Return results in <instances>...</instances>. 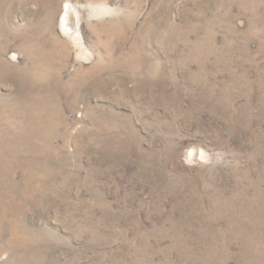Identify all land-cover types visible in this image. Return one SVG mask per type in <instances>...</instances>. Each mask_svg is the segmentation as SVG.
<instances>
[{
  "label": "rangeland",
  "instance_id": "obj_1",
  "mask_svg": "<svg viewBox=\"0 0 264 264\" xmlns=\"http://www.w3.org/2000/svg\"><path fill=\"white\" fill-rule=\"evenodd\" d=\"M0 264H264V0H0Z\"/></svg>",
  "mask_w": 264,
  "mask_h": 264
},
{
  "label": "bare ground",
  "instance_id": "obj_2",
  "mask_svg": "<svg viewBox=\"0 0 264 264\" xmlns=\"http://www.w3.org/2000/svg\"><path fill=\"white\" fill-rule=\"evenodd\" d=\"M73 12V11H72ZM70 13H71V8L69 7V6H67L66 7V9H65V11H64V16H63V28L66 30V31H71V28L69 27V24H70V22H69V15H70ZM74 15L72 14V17H73ZM72 17H70V18H72ZM77 19V18H76Z\"/></svg>",
  "mask_w": 264,
  "mask_h": 264
}]
</instances>
